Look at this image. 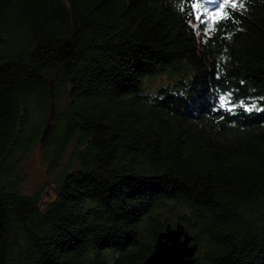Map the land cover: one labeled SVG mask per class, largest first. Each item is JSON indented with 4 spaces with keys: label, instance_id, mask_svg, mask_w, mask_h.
Masks as SVG:
<instances>
[{
    "label": "trees",
    "instance_id": "16d2710c",
    "mask_svg": "<svg viewBox=\"0 0 264 264\" xmlns=\"http://www.w3.org/2000/svg\"><path fill=\"white\" fill-rule=\"evenodd\" d=\"M243 2L0 0V264H144L174 222L196 264H264V112L213 111L264 108ZM36 149L55 179L29 195Z\"/></svg>",
    "mask_w": 264,
    "mask_h": 264
},
{
    "label": "water",
    "instance_id": "95a60500",
    "mask_svg": "<svg viewBox=\"0 0 264 264\" xmlns=\"http://www.w3.org/2000/svg\"><path fill=\"white\" fill-rule=\"evenodd\" d=\"M192 241L194 237L181 223L174 228L168 225L158 234L154 250L144 264H196L198 244Z\"/></svg>",
    "mask_w": 264,
    "mask_h": 264
},
{
    "label": "rangeland",
    "instance_id": "374dc122",
    "mask_svg": "<svg viewBox=\"0 0 264 264\" xmlns=\"http://www.w3.org/2000/svg\"><path fill=\"white\" fill-rule=\"evenodd\" d=\"M223 1V0H222ZM215 8L209 13H214ZM214 15V14H213ZM158 83H167L166 79L159 81ZM70 158L68 152L65 156V162ZM19 174L22 176L20 185L21 192L32 195L35 192L45 189L46 185L53 183L55 174H49L47 164L42 160L39 149L32 152L22 163L19 170ZM176 222L172 225V228L176 227ZM194 242L192 241V244ZM197 253L195 254L196 257Z\"/></svg>",
    "mask_w": 264,
    "mask_h": 264
},
{
    "label": "snow or ice",
    "instance_id": "6c2138e0",
    "mask_svg": "<svg viewBox=\"0 0 264 264\" xmlns=\"http://www.w3.org/2000/svg\"><path fill=\"white\" fill-rule=\"evenodd\" d=\"M231 4V8H232V12L233 14L236 12L237 10V3H239V8H244V2L243 0H223V3L221 4H217V8H223L225 4ZM193 7H195V5H193ZM225 16H228V13L225 12L224 13ZM197 20H199V16L196 17ZM203 23V21H201ZM212 30V26L208 25V27H206L204 29L205 35L208 34V32ZM217 78H219V66H218V74H217ZM220 90L217 89V92H219ZM232 96H233V91L229 90L226 91L222 94L219 95L218 98V105L216 108L213 109V111H217L219 109H223L226 112H230L232 114H235V112L233 111L234 108L239 107L242 108L244 111L247 112H251V111H261L264 112V108H256V104L255 102L252 103H246L244 99H240L238 102H233L232 100ZM264 99V98H262ZM221 119H223V117H220Z\"/></svg>",
    "mask_w": 264,
    "mask_h": 264
}]
</instances>
